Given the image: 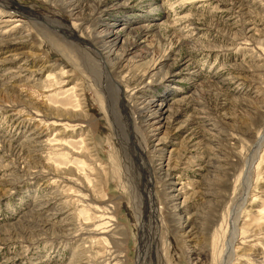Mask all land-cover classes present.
I'll use <instances>...</instances> for the list:
<instances>
[{
	"label": "rangeland",
	"instance_id": "1",
	"mask_svg": "<svg viewBox=\"0 0 264 264\" xmlns=\"http://www.w3.org/2000/svg\"><path fill=\"white\" fill-rule=\"evenodd\" d=\"M70 1L0 7L4 18L22 7L34 19L0 29V264H139L147 229L145 264H213L233 232L238 264H264V0L63 6ZM110 40L113 54L102 59ZM24 62L47 69L19 80ZM47 81L45 105L85 116L44 123L39 135L22 94L40 100ZM157 104L166 112L152 117ZM53 122L69 126L63 136ZM76 124L105 168L91 172V188L78 187L80 198L68 197L63 172L83 175L81 159L50 150L64 140L80 152ZM95 228L105 233L88 234Z\"/></svg>",
	"mask_w": 264,
	"mask_h": 264
},
{
	"label": "bare ground",
	"instance_id": "2",
	"mask_svg": "<svg viewBox=\"0 0 264 264\" xmlns=\"http://www.w3.org/2000/svg\"><path fill=\"white\" fill-rule=\"evenodd\" d=\"M8 1L9 0H0V7H3V8H6V9H9V8H11V5L8 3ZM71 1H74V0H71ZM71 1L70 2H68V3H66V2H64L63 3V6L64 7H66V8H68L69 7V5H71ZM13 2V1H12ZM15 3V2H14ZM19 9H21V10H16V14L15 15H12V17H9V18H4V17H2L1 15H0V29L2 28V27H5V29H9L10 28V32L9 33H11L13 30H17L18 28L19 29H21L22 27H24V26H26L27 25V22H25L24 20H23V18L24 19H28V21H30L31 22V20L32 21H34V19H33V17H31V15H32V13L29 11V10H25L24 11V9L22 8V7H19ZM45 26H46V24H44ZM52 25V24H51ZM17 28V29H16ZM57 29H59L58 27H57ZM1 31V30H0ZM7 32V33H8ZM6 33V34H7ZM8 33V34H9ZM18 33H23V32H18ZM5 34V33H4ZM26 35V34H25ZM3 36H5V35H3ZM7 36V35H6ZM29 36V35H28ZM30 37V36H29ZM112 40V39H111ZM108 41L107 42V46H105L106 48L103 50L104 51V53H101V57H102V59L105 57V59L106 58H110L111 57V55L113 54V48H114V43L112 42V41ZM5 41V40H4ZM9 42V41H8ZM8 44V43H7ZM1 45H3V44H0V46ZM32 48V47H31ZM19 55H24L23 53H19L17 56H19ZM27 56V55H26ZM28 63L26 62H24V64H22L21 66H19L18 67V71H16L17 72V77L16 78H19V80H24V81H26L27 82V77L29 78V77H31V79H32V77H34L33 79L36 81V80H38L37 79V77L38 76H40V75H42V73H44L45 72V70L47 69V67H44V68H41V69H38V70H36V71H29L28 70V66H26ZM40 68V67H39ZM157 69V68H156ZM154 71V70H153ZM31 72V73H30ZM151 72V71H150ZM104 74H105V76L107 77V81L110 79V77H111V74H110V72H109V70H108V68L106 67V69H105V71L103 72ZM25 74L27 75V76H25ZM146 74V73H145ZM68 72H63V73H61V75H59V77L61 78V79H63V78H68V79H70V76L68 75ZM147 76V75H146ZM145 76V77H146ZM144 77V76H143ZM153 77V76H152ZM49 78H51V77H49ZM56 78V77H55ZM59 79V78H58ZM71 80V79H70ZM54 81H56V80H54ZM23 82V81H22ZM54 83V82H53ZM65 82H63V84H64ZM55 84V83H54ZM62 84V83H61ZM60 84V85H61ZM48 81H47V83H44V84H42V85H38V87L36 88V94L39 96V99L40 100H35V98H33L32 96H28V94L26 95V94H22V96L23 97H27V99L29 98L30 100L29 101H27V102H29L30 103V105H31V110L32 111H30V113L27 115L28 117H29V122L27 123L28 125H31V124H36V127L37 126H39L40 128H42V132L39 134V135H42V133H43V129H44V127L42 126L44 123H45V127H49V122L50 121H64V120H72V119H74V118H76V117H78V116H81V115H83V116H85L83 113L80 115L79 113H75V111H73V110H69V109H66V108H62V107H59V108H55V107H51V106H48L47 104L45 105V100H46V96H44V91H45V89H47L48 88ZM76 85V84H75ZM78 85V84H77ZM76 85V86H77ZM28 86V85H27ZM43 86V87H42ZM54 86V85H53ZM46 87V88H45ZM50 87H52V86H50ZM59 89V88H58ZM77 88H75V89H73L74 91L76 90ZM61 89H59V90H57V89H55V94L54 95H56L57 94V92L58 91H60ZM2 90L0 89V92H1ZM39 93V94H38ZM80 94V93H79ZM81 95H78V93H76V97L78 98V97H80ZM41 98H43V99H41ZM76 99V98H75ZM79 100V99H78ZM83 103V102H82ZM155 105V104H154ZM113 108V107H112ZM151 108H154V106L153 107H151ZM147 109V108H146ZM148 109H150V107L148 108ZM114 110V109H113ZM141 111V110H140ZM148 111V110H147ZM166 111H164V108L161 106V105H156L155 106V109H152V111L150 110V114H151V116L153 117V115L155 116V115H159V116H161V115H163L164 113H165ZM115 113V112H114ZM116 116V115H115ZM27 118V117H26ZM25 118V119H26ZM122 119V118H121ZM148 119V118H147ZM27 120V119H26ZM24 122H26V121H24ZM57 123H59V122H53V123H51V128H53V129H56V128H58V127H60V125L59 124H57ZM82 125L83 124H76V126H75V130L73 131V133H75V132H77V136H79V138H80V140H81V144L83 145L82 146V150L80 151V152H74L73 150H71V148H69V146H67L65 143H63V141L64 140H61V142H59L58 144H56V145H54V147H55V149H51V147H50V150L51 151H55V152H60V153H62L61 155H62V157H64V158H67L69 161H70V159H72V160H74V157H76L75 159H81V161H79V162H81V164L83 165V171L85 172L83 175H81V174H79V173H77L76 171L77 170H75V168H73L74 166H72V167H67V168H65L64 169V172H63V174L65 175V177L63 178V182L66 184V186L67 187H70L69 188V190H70V195H68V197H76V198H80V194H81V190L80 189H78V187H80L81 189H82V187L83 188H87V189H89V188H91V183H89L90 181H92V180H90L89 179V177H90V175H91V172H96V171H98V172H100V173H103V172H105V168L100 164V163H98L97 161V159H95V157L94 156H92V153H91V150H93V148H91L92 146V143H91V140L92 139H90V134L88 133V132H86V130H83L82 128ZM114 126V128H117V124H114L113 125ZM122 126V125H121ZM69 128V126H61L59 129H60V131L57 133L58 134V136H63L65 133H66V129H68ZM35 129V128H34ZM149 129V128H148ZM38 130H40V129H38ZM45 130V129H44ZM62 131V132H61ZM120 131V133H121V130H119ZM47 133H48V131H47ZM84 134H86L85 136H84ZM38 135V136H39ZM124 139V138H123ZM57 141H60V140H57ZM127 141V140H126ZM129 142V141H128ZM48 143V142H47ZM43 144V143H42ZM51 145V144H50ZM46 146H48V145H46ZM53 146V145H52ZM45 147V146H44ZM130 147V146H129ZM47 148V147H46ZM49 148V147H48ZM53 148V147H52ZM128 149V148H127ZM128 151L130 152L131 150L130 149H128ZM54 152V153H55ZM94 152V151H93ZM23 153V152H22ZM51 153V152H50ZM52 154V153H51ZM70 156V157H69ZM79 157V158H78ZM129 157V156H128ZM47 159V158H46ZM161 162H160V167L162 168V169H164L165 167V162H163V160H160ZM89 163V165H88V163ZM73 163V162H72ZM135 165V164H134ZM166 167H170V164L169 163H167L166 164ZM58 169V168H57ZM171 170L172 169H168V170H166V172L165 173H167V175L169 176V173L171 172ZM175 170V169H174ZM177 170V169H176ZM58 171H59V169H58ZM63 170H61V172H62ZM60 174V173H59ZM64 175H62V176H64ZM136 176V175H135ZM61 182V181H60ZM85 182H88L89 183V186L88 185H85L86 183ZM61 185H62V183H61ZM70 185V186H69ZM67 189V188H66ZM94 190V189H93ZM84 191V190H83ZM90 191V190H89ZM92 194V193H91ZM49 198V197H48ZM176 198H178V195L177 196H174V199H173V201H175V199ZM146 199V198H145ZM150 199V198H149ZM172 199V198H171ZM93 200H95V197H94V199ZM70 201V200H69ZM74 201V200H73ZM84 201V200H83ZM147 201V200H146ZM172 200H171V203L173 202ZM54 202V201H53ZM70 203V202H69ZM68 203V204H69ZM71 204V203H70ZM66 206V205H65ZM62 207H63V205H62ZM71 207V206H70ZM61 208V207H60ZM175 209V208H174ZM69 210V209H68ZM176 210H177V212H179V208H176ZM62 211H65L64 209L62 210ZM87 211V210H86ZM235 211V210H234ZM237 212H234V214H233V216H234V218L232 219L233 220V222H234V224H235V222H237L238 223V220H239V215H237L236 214ZM229 215V214H228ZM177 216V215H176ZM232 216V217H233ZM72 219H74V218H72ZM109 219V218H108ZM70 220V219H69ZM68 220V221H69ZM73 222V221H72ZM95 223V222H94ZM188 223V221H186V224ZM236 223V224H237ZM98 224V223H97ZM235 224V225H236ZM246 224V223H245ZM264 224V223H263ZM75 225V224H74ZM95 225V224H94ZM238 225V224H237ZM244 225V224H243ZM247 225V224H246ZM96 226V225H95ZM75 227V226H74ZM246 227H248V226H246ZM235 228H236V226H235ZM249 228V227H248ZM248 228H243V230L242 231H244V229H245V232H244V235H245V233L247 234L249 231H251L250 229H248ZM100 229H102V230H104L103 228H100ZM106 229V228H105ZM182 229V228H181ZM259 229H264V226H261ZM142 230V229H141ZM261 230H259V231H261ZM77 231V230H76ZM148 229H147V234L148 235H146L145 234V237H144V234L142 235V231H141V236H140V241H141V243H142V245L140 246V260H139V262H141V263H139V264H145L144 263V259H145V250L147 249V247H146V244H148L150 241V232L148 233ZM253 231V230H252ZM255 231V230H254ZM263 231V230H262ZM81 232V231H80ZM87 232H88V234H90V235H95V234H104L105 232H101V233H99V228H95V229H93V230H87ZM145 232V231H144ZM236 232V231H235ZM188 233V232H187ZM187 233H184L183 235H187ZM254 233V232H253ZM89 235V236H90ZM227 235V234H226ZM215 236V235H214ZM215 239V238H214ZM215 241V240H214ZM225 242V240H222V243L221 244H223ZM215 243V242H214ZM230 243V242H229ZM99 244V243H98ZM238 245H240L239 244V242H238V239H237V235H236V233H232V237H231V243H230V247H229V249H228V253H227V255H224V248H223V245L221 246V250H220V252H218V251H215L214 252V261H213V264H238V262L236 261V260H239V258H240V253H239V251L241 250V248L240 247H238ZM241 246V245H240ZM213 251V250H212ZM147 254V253H146ZM228 256V257H227ZM141 258H142V261H141ZM147 260V259H146ZM232 260H234V263L232 262ZM195 261L198 263V264H202L201 262H200V259H199V257H197V259H195ZM196 263V264H197ZM117 264H121V263H117ZM195 264V263H194Z\"/></svg>",
	"mask_w": 264,
	"mask_h": 264
}]
</instances>
